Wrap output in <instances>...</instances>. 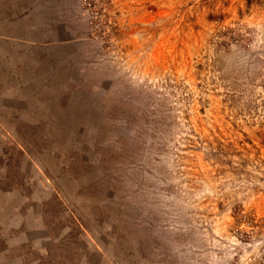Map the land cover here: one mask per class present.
Returning a JSON list of instances; mask_svg holds the SVG:
<instances>
[{"label":"rangeland","instance_id":"obj_1","mask_svg":"<svg viewBox=\"0 0 264 264\" xmlns=\"http://www.w3.org/2000/svg\"><path fill=\"white\" fill-rule=\"evenodd\" d=\"M260 161L264 0H0V264H264Z\"/></svg>","mask_w":264,"mask_h":264},{"label":"trees","instance_id":"obj_2","mask_svg":"<svg viewBox=\"0 0 264 264\" xmlns=\"http://www.w3.org/2000/svg\"><path fill=\"white\" fill-rule=\"evenodd\" d=\"M262 163H264V161H260V163L259 164H262ZM242 167H245L244 165H241Z\"/></svg>","mask_w":264,"mask_h":264}]
</instances>
